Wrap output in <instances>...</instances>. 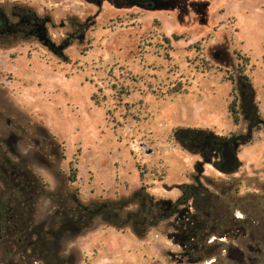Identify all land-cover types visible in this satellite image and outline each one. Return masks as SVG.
Returning <instances> with one entry per match:
<instances>
[{
  "label": "rangeland",
  "instance_id": "rangeland-1",
  "mask_svg": "<svg viewBox=\"0 0 264 264\" xmlns=\"http://www.w3.org/2000/svg\"><path fill=\"white\" fill-rule=\"evenodd\" d=\"M0 8L44 24L39 41L0 51L4 155L27 157L49 190L76 192L83 202L145 186L160 218L142 237L98 223L63 241L60 264H89L91 255L69 244L98 234L119 237L126 264H234L223 257L231 244L222 241L225 204H237L236 215L264 205V0H0ZM234 98L237 124L229 113ZM14 129L22 141L11 151ZM187 129L201 136L177 135ZM207 138L236 140L233 169L221 170L213 149L210 160L203 156ZM183 184L206 190L198 202L208 213L203 245L190 257L176 217L195 213L192 200L163 218ZM35 210L34 222L48 223L54 206L42 197ZM1 263L45 264L8 257L0 245Z\"/></svg>",
  "mask_w": 264,
  "mask_h": 264
},
{
  "label": "trees",
  "instance_id": "trees-1",
  "mask_svg": "<svg viewBox=\"0 0 264 264\" xmlns=\"http://www.w3.org/2000/svg\"><path fill=\"white\" fill-rule=\"evenodd\" d=\"M240 72H243V69H240ZM243 77L248 85H251L250 79ZM91 99L98 104L94 95ZM236 112L237 99L234 98L229 104V113L234 124L238 122ZM189 131L191 130H179L177 135L181 136ZM192 132L193 135L196 134L195 131ZM208 157L210 160L211 155ZM69 171L68 181L75 182L78 173L77 160L70 162ZM22 173L24 175L2 178L0 245L8 256L21 254L42 262L49 256H58L63 250V241L93 229L98 223L122 232L131 229L137 237H142L160 220L154 216V196L145 186H140L125 197L83 202L76 192L49 190L48 184L30 171ZM179 189L181 195L174 202L172 209L166 211L163 208V218L176 215L178 206L186 205L192 200L195 213L186 211L185 215L181 213V217H176L179 245L183 248V255L190 257L200 252L203 245L201 236L208 218L197 205L205 196L206 190L187 184L180 185ZM42 197L52 202L54 211L48 223L46 221L36 224L35 204Z\"/></svg>",
  "mask_w": 264,
  "mask_h": 264
},
{
  "label": "flooded vegetation",
  "instance_id": "flooded-vegetation-1",
  "mask_svg": "<svg viewBox=\"0 0 264 264\" xmlns=\"http://www.w3.org/2000/svg\"><path fill=\"white\" fill-rule=\"evenodd\" d=\"M43 32L44 24L38 22L37 18L30 16L27 12L13 11L9 15L0 8V51L12 50L18 43L24 45L25 42L28 43L36 39L39 41V37ZM49 47L54 53L59 51L54 46ZM14 131L15 129L10 131L6 140V146H10L11 151H13V145L16 148V145L22 141V137L16 136ZM200 134L201 132L194 133L191 140L195 142L201 136ZM235 141V139L221 140L220 138H213L211 140L207 138L201 142L200 150L204 157L210 155L208 151L211 149L217 151L220 156L219 168L228 171L233 169V167L224 165L225 157L230 148L234 151ZM224 143H227V146ZM217 152L215 153L217 154ZM28 162L27 157L24 159L6 157L3 153L2 139L0 138V194L3 189L2 178L17 177L20 174L24 175L22 172H29ZM17 164L21 166L18 167ZM222 166L223 169L221 168ZM234 206H237V204L226 203L222 216V241L231 242L223 249L224 260H233L234 264H264V205L250 204L249 206L252 208L242 210L243 212L240 215L234 213L236 210ZM166 207V211L171 209V205L168 203ZM194 211H196L195 208ZM204 215L208 217V213H204ZM176 237L178 238V236ZM44 262L45 264H60V259L58 256H49Z\"/></svg>",
  "mask_w": 264,
  "mask_h": 264
},
{
  "label": "crops",
  "instance_id": "crops-1",
  "mask_svg": "<svg viewBox=\"0 0 264 264\" xmlns=\"http://www.w3.org/2000/svg\"><path fill=\"white\" fill-rule=\"evenodd\" d=\"M117 238H119L117 235L98 234L83 240L71 241L69 247L83 255H91L89 264H126L125 254L129 250L123 246H116L114 243ZM140 250L141 247L138 246L137 252Z\"/></svg>",
  "mask_w": 264,
  "mask_h": 264
},
{
  "label": "water",
  "instance_id": "water-1",
  "mask_svg": "<svg viewBox=\"0 0 264 264\" xmlns=\"http://www.w3.org/2000/svg\"><path fill=\"white\" fill-rule=\"evenodd\" d=\"M225 146H227V143H224ZM236 147V145L233 146V149ZM225 166L227 167H235L236 166V156L234 151L230 148L227 151V155L225 157ZM223 169V166L221 167Z\"/></svg>",
  "mask_w": 264,
  "mask_h": 264
}]
</instances>
